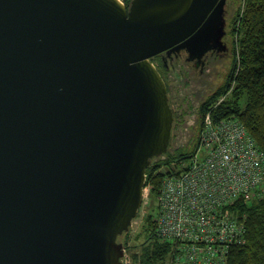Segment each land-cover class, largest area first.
Listing matches in <instances>:
<instances>
[{"label": "water", "instance_id": "water-1", "mask_svg": "<svg viewBox=\"0 0 264 264\" xmlns=\"http://www.w3.org/2000/svg\"><path fill=\"white\" fill-rule=\"evenodd\" d=\"M227 0H0V264H123L173 116L150 62L203 55Z\"/></svg>", "mask_w": 264, "mask_h": 264}, {"label": "built area", "instance_id": "built-area-1", "mask_svg": "<svg viewBox=\"0 0 264 264\" xmlns=\"http://www.w3.org/2000/svg\"><path fill=\"white\" fill-rule=\"evenodd\" d=\"M218 123H207L199 134L204 154L161 183L150 216L157 240L170 247L163 264H223L229 248L244 241L245 217L233 208L249 202L264 181V152L238 120Z\"/></svg>", "mask_w": 264, "mask_h": 264}, {"label": "trees", "instance_id": "trees-1", "mask_svg": "<svg viewBox=\"0 0 264 264\" xmlns=\"http://www.w3.org/2000/svg\"><path fill=\"white\" fill-rule=\"evenodd\" d=\"M128 7L131 0H121ZM234 40L233 63L224 84L214 91L200 106L197 123V139L191 151H173L151 161L145 172V185L150 187V197L155 201L171 165L191 158L202 128L203 115L213 107L214 101L234 84L232 98L212 110L215 121L237 118L247 129L258 147L264 152V0H241L232 24ZM152 63V60L150 61ZM153 64V63H152ZM185 152V153H184ZM244 220V241L229 248L223 264H264V197L249 202H238L233 211ZM148 231L147 241L133 250L134 264H163L170 247L155 236V224L151 216L144 220ZM125 236V235H124ZM123 236V237H124ZM122 243V238H119ZM124 247L125 244L123 243ZM136 245L133 247L137 248Z\"/></svg>", "mask_w": 264, "mask_h": 264}, {"label": "flooded vegetation", "instance_id": "flooded-vegetation-1", "mask_svg": "<svg viewBox=\"0 0 264 264\" xmlns=\"http://www.w3.org/2000/svg\"><path fill=\"white\" fill-rule=\"evenodd\" d=\"M238 0H227L225 4V25L223 36L216 49L209 50L203 55H189L185 50L170 54L162 53L153 58L156 69L166 87L168 104L173 116L172 135L180 130L185 138V145L197 139V117L194 124L183 130L185 117L191 106L190 97L196 102L198 98L208 90L206 86L213 87L217 79L223 75L224 80L229 73L234 54V40L232 34V22L237 11ZM222 73V74H221ZM197 84V91L189 93L188 88ZM199 105L196 108L198 110ZM198 116V114H197ZM184 132V133H183Z\"/></svg>", "mask_w": 264, "mask_h": 264}, {"label": "rangeland", "instance_id": "rangeland-1", "mask_svg": "<svg viewBox=\"0 0 264 264\" xmlns=\"http://www.w3.org/2000/svg\"><path fill=\"white\" fill-rule=\"evenodd\" d=\"M119 1L121 3H123L121 0H119ZM240 1L241 0H238L237 7L239 6ZM123 5H124V3H123ZM232 24H233V22H232ZM152 63H153L154 66H156V64L153 61V59H152ZM224 77L225 76H224V72H223V75H221L217 79V84L216 85H214L212 88L206 86L208 90L206 91V93L201 95L202 97L198 98L199 102H196L193 97H190V99H191L190 105L191 106L188 108V112L189 113L186 115V117L184 119L185 120V124H183V127H182V129L184 131L187 130V127H189L190 125L194 124L195 117H197V123H198V121L200 120V116H199L200 106L203 104V102L205 100H207V98H209L214 93V91L219 89L224 84V82H225ZM233 87H234V84L232 85V87L229 90H227L226 92L222 93L214 101L215 103L213 104V107L211 108V110L209 109L203 115V118H202V121H201L202 122L201 130L203 129V127L207 123L210 124L211 126H215V125L220 124L218 122H221V121H224V120H228V119H236V120H238L234 116H230L229 118L223 119V120H220V121H215L212 118V110L215 107H217L220 103L224 102L225 100H230V98H232ZM188 89H189L188 90L189 93L196 92L197 89H198L197 84H192V86H190ZM198 105H199V107H198V110L196 112V108H197ZM197 114H198V116H197ZM197 126L198 125H196V127ZM242 126L244 127L243 124H242ZM184 141H185V138L181 134V131L180 130L174 131L173 135H172V139H171V145H170V148H169L168 152L172 153L173 151L175 152L177 150H179V151H185V150L186 151H191L192 148H193V145L191 143H188L187 145H185ZM257 146H258V144H257ZM203 154H204L203 150L201 149L200 146L198 147V144H197V147H196L193 155L191 156V158L195 157V155H197V157H200ZM191 158L186 159V160H184V161H182V162H180L178 164H172L171 165V172L174 173V171H177V172L179 171V173H180L182 171V169H181L182 167H184V166L187 167L188 166L189 161H190ZM179 173H174V174H171L170 176L177 175ZM166 177H169V176H166ZM252 192H253V194H252V197L250 198V202L255 200V199H257V198H263L264 197V181L261 182L259 185H257V187L255 189H253ZM158 195H159V192H158ZM158 195H157L155 201H152L151 197H150V187L149 186L144 187V196H143V202L141 204V208L139 209L136 218L133 219L132 226L130 227L129 231L125 234L124 237H122V243L124 242V244L126 245L125 246L126 256H124L125 260H126V264H134V259H133V255H132L133 250H136L135 254L137 255L138 254L137 253V249H138L137 245H140L141 243H144V242L147 241L148 231H147L146 226L144 224V220L146 218H148V216H150L151 213L153 214L155 212L154 209L156 207V203H157V200H158ZM245 216L246 215H244V217ZM135 245L137 247L136 249L133 248V247H135ZM218 252L220 254H226L227 253L225 248L219 249ZM173 255H175V254H173ZM176 256H178V255H176ZM170 258H171V255L167 256L166 261H168ZM200 264H204V263L201 262Z\"/></svg>", "mask_w": 264, "mask_h": 264}, {"label": "clouds", "instance_id": "clouds-1", "mask_svg": "<svg viewBox=\"0 0 264 264\" xmlns=\"http://www.w3.org/2000/svg\"><path fill=\"white\" fill-rule=\"evenodd\" d=\"M153 65V64H152ZM154 66V65H153ZM123 244V243H122Z\"/></svg>", "mask_w": 264, "mask_h": 264}, {"label": "bare ground", "instance_id": "bare-ground-1", "mask_svg": "<svg viewBox=\"0 0 264 264\" xmlns=\"http://www.w3.org/2000/svg\"><path fill=\"white\" fill-rule=\"evenodd\" d=\"M123 4V3H122ZM125 6V5H124Z\"/></svg>", "mask_w": 264, "mask_h": 264}]
</instances>
